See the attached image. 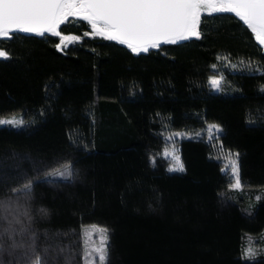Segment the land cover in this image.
Listing matches in <instances>:
<instances>
[{
    "label": "trees",
    "instance_id": "trees-1",
    "mask_svg": "<svg viewBox=\"0 0 264 264\" xmlns=\"http://www.w3.org/2000/svg\"><path fill=\"white\" fill-rule=\"evenodd\" d=\"M60 30L80 39L57 49L48 33L0 38V119H20L0 124V230L18 218L38 251L50 246L48 264H84L93 225L108 230V264H264V46L251 30L233 13L204 14L200 39L139 54L84 35L81 18ZM176 132L189 135L175 141L183 171L164 156ZM30 256L0 250L3 264Z\"/></svg>",
    "mask_w": 264,
    "mask_h": 264
},
{
    "label": "snow or ice",
    "instance_id": "snow-or-ice-1",
    "mask_svg": "<svg viewBox=\"0 0 264 264\" xmlns=\"http://www.w3.org/2000/svg\"><path fill=\"white\" fill-rule=\"evenodd\" d=\"M213 13H233L251 30L259 45L264 46V0H0V38L10 39L16 31L41 37L48 33L60 39L55 47L61 49L66 41L80 39L79 36L64 34L60 30L61 25L69 17L81 18L92 29L84 35H100L119 41L132 53L139 54L148 52L150 48H159L162 42L176 44L193 37L200 39L202 16ZM8 56V51L0 49V57ZM212 84L218 86L219 80L213 77ZM3 123L15 121L0 120V124ZM235 155L238 157L239 154ZM231 167L236 185H241L238 159L232 160ZM173 170H184L179 157H176ZM58 174L65 178L72 176L70 168ZM31 189L32 184L28 182L11 191L14 195H26ZM19 223L22 221L18 218H5V226L0 230V250L5 247L10 250L23 248L26 255L31 253L28 264H48L45 255L50 246L45 245L43 252L38 251L37 234L23 227L17 229L15 225ZM91 228L99 229L100 244L89 246L85 243L84 262L108 264V230L96 225ZM244 254L252 259L255 252L249 248Z\"/></svg>",
    "mask_w": 264,
    "mask_h": 264
},
{
    "label": "rangeland",
    "instance_id": "rangeland-1",
    "mask_svg": "<svg viewBox=\"0 0 264 264\" xmlns=\"http://www.w3.org/2000/svg\"><path fill=\"white\" fill-rule=\"evenodd\" d=\"M97 36H100V35H97ZM101 37H104V36H101ZM72 42H74V41H66L65 44L61 46V49H64L66 46H68ZM59 43H60V40H59ZM213 77L217 78L219 80V83L221 81V78L219 76H216V75H214V76H212L210 78L211 86L213 87V89L217 90L218 87H219V84H218V86H214L212 84V78ZM0 120H14L15 121V123H9V124H16V123H18L20 121L18 116H10L8 118H3V119H0ZM3 124H5V123H3ZM217 132H218V128L215 127L214 125H210L207 128L205 133H206V135L208 137H211V136L215 135ZM188 136L189 135L184 134L182 132H176V133L171 134L168 137V143H167V147H166V149L164 151V156L169 159V161H170V169L171 170L174 169V165L176 163V157H179V152H178V148H177V146L175 144V141H176V139L183 138V137H188ZM179 159H180V157H179ZM233 159L234 158L231 157V156L226 157L225 158V167L227 168V170H229V173L232 175V177L234 179V175L232 173V167H231V162H232ZM234 186L239 187V185H236L235 179H234ZM86 233H87V235H86ZM83 239H84V244L87 242V244L89 246H91L93 244L99 245L100 244L99 229L93 230L91 227L87 228L83 232ZM84 264H85V262H84Z\"/></svg>",
    "mask_w": 264,
    "mask_h": 264
},
{
    "label": "water",
    "instance_id": "water-1",
    "mask_svg": "<svg viewBox=\"0 0 264 264\" xmlns=\"http://www.w3.org/2000/svg\"><path fill=\"white\" fill-rule=\"evenodd\" d=\"M21 33H23V34H26V35H33L34 33H25V32H21ZM117 42H119V41H117ZM180 42V41H179ZM120 43V42H119ZM161 44H165L164 42H162Z\"/></svg>",
    "mask_w": 264,
    "mask_h": 264
}]
</instances>
